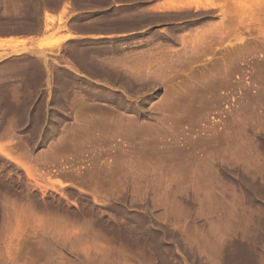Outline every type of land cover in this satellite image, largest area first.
I'll list each match as a JSON object with an SVG mask.
<instances>
[{
    "label": "rangeland",
    "instance_id": "374dc122",
    "mask_svg": "<svg viewBox=\"0 0 264 264\" xmlns=\"http://www.w3.org/2000/svg\"><path fill=\"white\" fill-rule=\"evenodd\" d=\"M0 264H264V0H0Z\"/></svg>",
    "mask_w": 264,
    "mask_h": 264
},
{
    "label": "crops",
    "instance_id": "0c3cea01",
    "mask_svg": "<svg viewBox=\"0 0 264 264\" xmlns=\"http://www.w3.org/2000/svg\"><path fill=\"white\" fill-rule=\"evenodd\" d=\"M61 11L58 10L57 11V15L60 13ZM42 32L38 33V34H26V33H9L7 35H5L3 38L7 39V40H15V39H18V40H22V39H27V38H31V37H35L37 38V40H39L42 35H41Z\"/></svg>",
    "mask_w": 264,
    "mask_h": 264
},
{
    "label": "bare ground",
    "instance_id": "6f19581e",
    "mask_svg": "<svg viewBox=\"0 0 264 264\" xmlns=\"http://www.w3.org/2000/svg\"><path fill=\"white\" fill-rule=\"evenodd\" d=\"M106 119V118H105ZM111 118H109V120H110ZM106 120H108V119H106ZM113 123H114V121H113Z\"/></svg>",
    "mask_w": 264,
    "mask_h": 264
}]
</instances>
